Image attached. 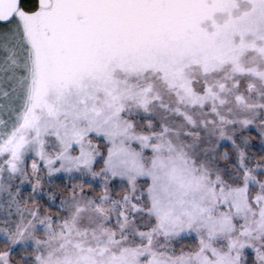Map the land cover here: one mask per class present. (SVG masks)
<instances>
[{
	"label": "snow or ice",
	"instance_id": "obj_1",
	"mask_svg": "<svg viewBox=\"0 0 264 264\" xmlns=\"http://www.w3.org/2000/svg\"><path fill=\"white\" fill-rule=\"evenodd\" d=\"M0 264H264V0H0Z\"/></svg>",
	"mask_w": 264,
	"mask_h": 264
}]
</instances>
